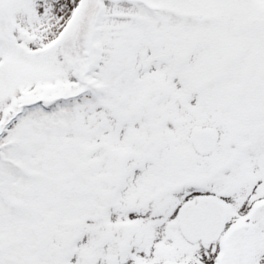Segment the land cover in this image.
Segmentation results:
<instances>
[{
  "label": "snow or ice",
  "instance_id": "6c2138e0",
  "mask_svg": "<svg viewBox=\"0 0 264 264\" xmlns=\"http://www.w3.org/2000/svg\"><path fill=\"white\" fill-rule=\"evenodd\" d=\"M0 264H264V0H0Z\"/></svg>",
  "mask_w": 264,
  "mask_h": 264
}]
</instances>
